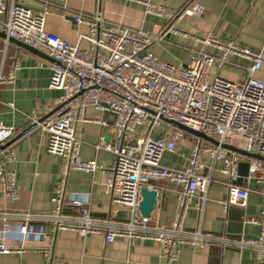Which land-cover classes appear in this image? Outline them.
<instances>
[{
  "label": "built area",
  "instance_id": "1",
  "mask_svg": "<svg viewBox=\"0 0 264 264\" xmlns=\"http://www.w3.org/2000/svg\"><path fill=\"white\" fill-rule=\"evenodd\" d=\"M27 0H0V31L8 38L20 41L37 49L55 63L51 64L49 87L61 92L54 103L35 106L25 115L26 126L22 135L35 131L47 134V152L64 158L60 177L51 199L52 210L46 217L52 231H72L80 237L89 234L101 235L104 245L118 237L141 238L162 243L164 251L158 264H172L177 258L180 245L204 248L212 243L235 245L253 249L256 264H264V162L256 158H245V178L255 180L261 188L257 193L262 198L260 217L249 218L250 223L259 225L255 239L231 240L214 237L201 231L187 232L183 229L185 209L190 200L201 193L206 199L208 186L214 182L205 174L201 162L203 155L212 162H220L219 172L228 177L225 206L244 207L249 189L239 185L241 177L234 152L222 147L223 144L264 157V81L256 78L264 62L260 53L240 48L233 42L222 43L209 34L192 36L198 44L221 51V56L191 50L183 65L175 66L159 59L150 46L163 41L172 27L153 36L143 29H129L117 24H108L97 10L94 15L78 14L77 24H85L89 31L78 37L76 44L49 33L44 27V14H36L26 5ZM146 13L156 16L168 14L162 6L144 3ZM202 14L198 6L188 5L182 14ZM177 32V31H176ZM187 36L185 33L177 32ZM86 41L85 48L79 45ZM228 56L244 58L252 62L246 69L242 83H235L221 77H211L210 68L229 63ZM19 63L14 61L4 75L0 68V85L10 83ZM11 108L13 106L9 105ZM93 107L113 116L115 142L113 145H98L115 157L110 168L112 180L109 187L112 201L129 209L127 221L93 218L89 210L79 201L71 202L73 213H65V180L70 169L95 173L102 169L95 160L79 159L81 141L76 136V126L87 120L85 108ZM173 121L192 130L203 133L217 145L192 136L190 158L184 168H169L161 164L165 153L176 151L185 133L171 125L165 129L161 123ZM102 126L105 121H100ZM162 129L163 136L154 131ZM15 128L0 123V146L9 142ZM14 159L8 146L0 151V195L8 202H15L19 194L15 188V176L7 168ZM167 181L180 185V210L174 215L169 227H152L149 218L138 211L141 200L140 190H154V183ZM114 214L111 211L110 215ZM4 219H21L19 231L24 239L32 235L45 239L40 229L32 230L28 222L33 218L29 213L14 211L2 215ZM45 218V217H44ZM23 247L15 249L21 250ZM52 244L44 247L49 255ZM10 247L0 240V254L9 253Z\"/></svg>",
  "mask_w": 264,
  "mask_h": 264
},
{
  "label": "crops",
  "instance_id": "2",
  "mask_svg": "<svg viewBox=\"0 0 264 264\" xmlns=\"http://www.w3.org/2000/svg\"><path fill=\"white\" fill-rule=\"evenodd\" d=\"M10 0H5L8 3ZM33 13L44 14V27L71 44L89 31L85 24H77L78 14L94 15L97 10L108 24H117L129 29H143L155 36L167 27L172 32L165 34L163 41L150 46L151 51L161 60L175 66L183 65L191 50L213 56H221V51L196 43L191 37L209 34L222 43L233 42L240 48L260 53L264 56V0H27ZM144 3L162 6L172 15L156 16L146 13ZM196 5L202 14H182L188 5ZM185 33L187 36L177 32ZM83 48L86 41H80ZM229 63L210 68V76L221 77L235 83H242L246 69L252 62L239 57L228 56ZM17 61L18 69L10 83L0 85V123L15 128V134L8 145L14 159L7 164L15 176V188L19 198L8 202L0 195V240L10 247L9 253L0 254V264H158L164 251L162 243L141 239L118 237L104 245L101 235L78 236L72 231H52L46 217L52 210V196L60 177L64 158L47 152V134L35 131L22 135L26 126L25 115L35 106L54 103L61 96L59 90L49 87L52 61L39 57L15 44L7 43L0 37V68L6 75L11 64ZM254 76L264 81V62ZM12 105L11 108L9 105ZM87 120L76 126V136L81 141L79 159L95 160L101 170L86 173L70 169L65 180V213L75 212L71 202L79 201L95 219L125 222L130 217L128 208L112 201L109 184L112 180V167L115 157L112 153L96 146L113 145L115 129L113 116L93 107L85 108ZM100 121H105L102 126ZM165 133L155 134L163 136ZM192 139L185 133L173 153H165L161 164L169 168H184L190 158ZM241 177L239 185L249 189L244 207L225 206L227 200L228 177L219 172L220 162H212L203 155L201 162L204 173L214 180L201 199L196 194L185 209L183 229L187 232L201 231L205 235L225 237L231 240L255 239L259 225L250 223L249 218L260 217L262 198L257 193L261 188L255 180L246 179L247 163L244 155L234 154ZM157 201L149 217L152 227H169L174 215L180 210V185L167 181L154 183ZM29 213L33 218L27 224L34 230L44 231L46 238L37 235L24 239L19 231L21 219L3 218V214ZM111 211L114 214L110 215ZM45 217V218H44ZM52 244L49 253L44 252L47 244ZM16 251L15 249L21 247ZM177 258L172 264H256L253 249L235 245L212 243L204 248L180 245Z\"/></svg>",
  "mask_w": 264,
  "mask_h": 264
},
{
  "label": "water",
  "instance_id": "3",
  "mask_svg": "<svg viewBox=\"0 0 264 264\" xmlns=\"http://www.w3.org/2000/svg\"><path fill=\"white\" fill-rule=\"evenodd\" d=\"M26 5H28V2H26ZM0 37L2 39H6L5 34L1 31H0ZM7 40L9 43L15 44L21 48H24V49L32 52L33 54H35L39 57H42L44 59H48V60L52 61V63H55V61L52 58L48 57L46 54H44L43 52H41L37 49H34V48H32V47H30V46H28V45H26L20 41L14 40L12 38H8ZM169 125L177 128V129H179V130L183 131L184 133H187L191 136H194V137H197L199 139H203L205 141H208V142L212 143L213 145H217V143L214 140L208 138L203 133L192 130V129H190L184 125H181L179 123H176L173 121H165V123H161V126L164 127L165 129L169 128ZM11 141L12 140H10L9 142L0 146V151L5 149L11 143ZM222 147L231 151V152L241 154V155H244V156L249 157V158H256V159H259V160L264 162V157H261L257 154L249 153V152L237 149V148L230 146V145L223 144ZM140 197H141V200L139 201V204H138V211L142 217L149 218L151 215V212L154 210L155 205H156L157 192L155 190H149L147 188H142L140 190Z\"/></svg>",
  "mask_w": 264,
  "mask_h": 264
},
{
  "label": "rangeland",
  "instance_id": "4",
  "mask_svg": "<svg viewBox=\"0 0 264 264\" xmlns=\"http://www.w3.org/2000/svg\"><path fill=\"white\" fill-rule=\"evenodd\" d=\"M154 133L155 134H161L162 133V129H156L155 131H154ZM190 138H192V136L190 135Z\"/></svg>",
  "mask_w": 264,
  "mask_h": 264
}]
</instances>
